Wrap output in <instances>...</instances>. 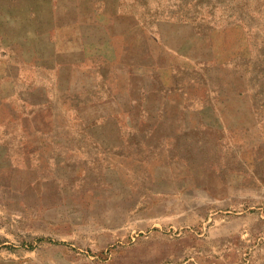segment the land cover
Listing matches in <instances>:
<instances>
[{"label": "rangeland", "instance_id": "rangeland-1", "mask_svg": "<svg viewBox=\"0 0 264 264\" xmlns=\"http://www.w3.org/2000/svg\"><path fill=\"white\" fill-rule=\"evenodd\" d=\"M0 264H264V0H0Z\"/></svg>", "mask_w": 264, "mask_h": 264}]
</instances>
